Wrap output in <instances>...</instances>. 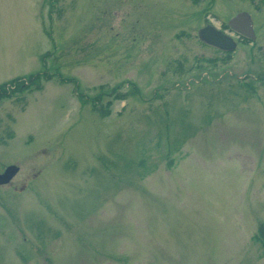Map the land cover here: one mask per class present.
<instances>
[{
  "label": "rangeland",
  "instance_id": "rangeland-1",
  "mask_svg": "<svg viewBox=\"0 0 264 264\" xmlns=\"http://www.w3.org/2000/svg\"><path fill=\"white\" fill-rule=\"evenodd\" d=\"M4 83L0 264H264V0H0Z\"/></svg>",
  "mask_w": 264,
  "mask_h": 264
},
{
  "label": "water",
  "instance_id": "water-1",
  "mask_svg": "<svg viewBox=\"0 0 264 264\" xmlns=\"http://www.w3.org/2000/svg\"><path fill=\"white\" fill-rule=\"evenodd\" d=\"M228 24L232 30L251 40H256L257 35L254 28L252 15L247 11H242L233 16ZM200 38L207 44L215 46L223 51H233L237 48V41L232 35L220 30L210 24L199 30ZM20 171L18 165H10L4 173L0 174V185L9 183Z\"/></svg>",
  "mask_w": 264,
  "mask_h": 264
},
{
  "label": "trees",
  "instance_id": "trees-1",
  "mask_svg": "<svg viewBox=\"0 0 264 264\" xmlns=\"http://www.w3.org/2000/svg\"><path fill=\"white\" fill-rule=\"evenodd\" d=\"M60 77L64 78L63 76ZM50 78L51 76L48 75L47 73H34L28 77L14 78L13 80L10 81V83L16 84L14 90L33 89V88H41L40 87L42 84L41 80L50 79ZM6 85L7 83L0 85V97L8 95V93L5 91ZM257 239L264 243V224L262 225V231L261 233L258 234Z\"/></svg>",
  "mask_w": 264,
  "mask_h": 264
}]
</instances>
